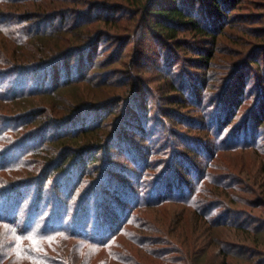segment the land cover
<instances>
[{
	"label": "trees",
	"instance_id": "obj_1",
	"mask_svg": "<svg viewBox=\"0 0 264 264\" xmlns=\"http://www.w3.org/2000/svg\"><path fill=\"white\" fill-rule=\"evenodd\" d=\"M51 1L56 0H0V33L18 47L26 48L31 45L33 47V51L27 52L0 50V187H2L0 264H94L93 261H82V247L106 249L117 235L120 236L118 240L131 239L136 245L162 247L153 250L154 253L151 250L150 256H155L162 262H176L166 253L172 252L168 248L172 246H166L167 237L159 236L147 240L146 235L151 232L164 235L163 229H155L156 226L150 220L140 223L137 214L132 212L146 205L145 203L152 198L157 201L165 198L175 188L182 189L186 183L193 185L190 180L193 177L199 186V195L189 200V206L194 205L195 212L214 227H233L241 229L247 235L253 233L260 239L257 241V247L261 245V240L264 239V221L259 220L258 224L257 222L253 224V216L249 218L247 215V219L242 213H237L236 216L241 218L238 217L239 220L234 222L230 218L233 212L229 214L223 212L225 208L223 204L216 206L213 200L201 196L210 192L206 182L212 183L215 187H222L228 195L240 189L235 183L226 182L225 176L220 178L210 172L214 169L211 163L207 165L195 163L198 154H191L185 149L180 150L175 144V149L171 148L167 138L164 139L165 134H161L165 132L163 125H159L162 118L159 120L157 116L155 121L151 119L154 115L153 106L148 105L151 94L143 75L132 77L133 83L129 85L126 96L107 102L102 101L103 103L95 107L78 106L73 111L70 110L67 116L50 117L49 120L43 121L42 115L35 108L21 112L22 114L16 112L19 114L15 116L8 115L13 114V110H23L28 99L57 96L69 86L93 81L90 71L100 67L98 65L100 48L102 47V51L103 44L109 42L110 34L106 30L92 38L85 34L83 41L78 40L68 51L55 54L51 53L50 47L44 42L75 31L78 34V31L95 23L96 20L101 21L106 29L111 23L120 22L124 18L120 16L122 11L120 6L101 4L93 5L92 8L89 6L86 11L72 14L56 11L48 14L52 9L49 5ZM127 1L139 9V16L133 17H138L137 25H141L145 33L138 35L139 31L137 34L142 37L139 42L143 48L140 47L133 53L136 68L141 69L145 67L146 62L149 64L153 62L157 70L165 68L173 73L171 71L174 67L184 59L182 52L195 53L196 58L185 57V61L182 62L184 65L186 61L192 64L187 66L186 74L181 76L182 84L177 86L171 80L167 83V93H176L179 96L181 94L179 102L178 100L173 102L179 104L181 108L189 104L186 98L195 101L201 117L200 124H206L210 128L219 147L222 148L224 142L231 143L235 140L238 133L235 134L229 129L243 103L247 101L245 91L242 92L245 62H234L229 65L223 61L219 62L217 66L227 71L224 78L220 74L221 70L211 72L216 56L215 49L207 48V42L210 41L211 47L214 48L217 33L221 34L227 27L232 26L233 20L229 17L240 0ZM128 10L130 13L127 14H133L132 8ZM137 29L134 28L132 33L134 34ZM182 31L191 32L193 39L182 40ZM129 37L126 46L137 38L133 35ZM149 39L153 45L159 47L160 52L154 50L153 54L161 57L162 64L156 63V58L151 59L148 56L150 49L146 43ZM112 40L118 44L121 39L116 36ZM40 42L43 44L40 45ZM116 44L110 46V49H115ZM254 52L249 56L252 57L249 60L251 64L258 61L254 59L258 52ZM260 54L264 55V51ZM147 58L149 60H146ZM256 78L260 79L259 82L263 80L259 74ZM208 88L212 92H209ZM261 92L260 105L264 102L263 88ZM161 98L164 100L165 97ZM10 104H13L12 109ZM163 104L165 103L162 102ZM162 105L156 107L160 109L157 111L161 116L163 113L166 114ZM263 112L264 110L260 111L259 115ZM112 116L117 118L115 124L113 122L110 128L105 127L104 123ZM36 123L40 125L36 126ZM262 126H264L262 122L258 124L255 121L240 131H246L251 135L250 138L255 141L252 144L254 147H251L259 152H264V132L260 131ZM102 129L104 133L101 136H90L91 139L88 137L89 145L84 144L85 147L82 149L72 150L68 154H64L58 148H52L50 151L51 146L62 140L70 141L77 137L93 135ZM129 130L139 132L143 137L148 136L149 142L152 143V147L148 145L144 147L146 150L143 160L137 161L135 158L137 170L119 167L112 162L115 156L113 148L116 145L117 148H123L128 140ZM203 152L212 158L213 153L210 149L207 151L204 148ZM156 154L165 156L162 158L166 161L162 172H158L160 170L157 169L164 163L157 164L156 161L150 163V157ZM102 155L104 158L101 162L99 156ZM177 157L181 158L184 162V164L181 162V165L185 167L182 176H179L181 180L176 173L171 172V166L174 164L172 160ZM116 170L124 171L127 175L133 174L131 177L137 176L135 182L137 187L132 186L129 178L121 181L115 175L118 174ZM149 170L158 172V175L154 179V185L147 191L146 187H138L141 183L140 176H147L145 173ZM170 179L178 182L172 184L173 181L170 183ZM163 185L168 193H161ZM154 191L159 193H154L153 197L151 194ZM116 194L120 195L119 199H115ZM63 195L66 199H63ZM164 195L165 197H162ZM92 199L94 202L89 208L87 203L89 201L90 205ZM218 209H222V213L214 216ZM91 212L94 213L92 229L89 227ZM242 218L243 220L239 222ZM223 250L225 254L228 253L225 255L224 264L227 257H238L235 251L226 248ZM106 251L107 257L100 258L97 264L139 263L129 252L112 251L111 248ZM179 258L177 256L176 259Z\"/></svg>",
	"mask_w": 264,
	"mask_h": 264
},
{
	"label": "rangeland",
	"instance_id": "obj_2",
	"mask_svg": "<svg viewBox=\"0 0 264 264\" xmlns=\"http://www.w3.org/2000/svg\"><path fill=\"white\" fill-rule=\"evenodd\" d=\"M97 4L120 6L119 8H122L120 16H124L123 20L111 23L109 28L106 27V29L103 27L104 24H102L101 21L96 20L95 23H92L86 28L78 31V34L77 31H75L72 34H63V36L59 38L44 42V44H47L50 47L49 50H51V53L55 54L60 51H68L69 48L74 45V42L77 43L78 40L81 39V41H83L85 39V34L92 38L99 35L97 33H102L103 30L109 32L110 35L108 37H110V40L109 42L106 41V45L110 42L111 44H108V47L103 44L104 48L102 51V47L100 48L99 54L101 56L98 59V65L101 68L99 67L90 71L93 81L69 86L61 91L57 96H43L28 99L26 102L27 104L23 107V110H13V114L8 113V115L15 116L16 114L21 112L23 113L31 109L34 110L35 108L36 111L42 115L43 121L49 120L50 117L57 118L67 116L70 110L73 111L78 106L87 105L95 107L103 102L120 99L126 96L125 93L127 92L129 85L133 83L132 77L138 74L143 75L142 77L146 80L151 94L150 100L148 101V105L150 107L153 106L154 115L151 119L155 121L157 116V119L159 120L162 118V122L160 121L161 124L159 122V125H163L162 128H164L165 132L163 131L161 134L166 135H164V139L167 138L171 148L175 149V144L180 150L185 149L189 150L191 154H198V157H195L196 160L194 159L195 163H203L204 165L211 163V166H213L214 169H211L210 172L220 178L225 176L226 182L230 184L235 183L240 189V191L236 193L230 192L228 195L227 192L223 191L224 189L222 187H215L212 183L209 184L206 182V184H208L207 187L210 188V192L208 191L209 193L202 194L201 196H206L205 198H208V200H213V203L216 204V206L223 204L225 207L223 212H227V214H229V212H233V214L231 213L230 218L233 219L234 222H236L235 220H239L238 217L241 218L240 216H236L237 213H242V216L247 219L248 216L249 218L253 216V224H256L255 222L259 220L264 221V152H259L253 148L254 146L252 144L255 141L250 138L251 135H248V132H240L244 126L253 122L255 123V121L258 124L261 122L264 124V112L259 115L260 111L264 110V102L260 105V96H262V92L260 93V91L262 88L264 90V69H262V65L264 67V55L260 54L264 51V0H240L237 8L230 15L231 17H229V19L233 20L232 26L227 27L221 34L217 33V42L214 48L213 46L211 47L210 41L207 42V48L215 49L216 56L211 67V72H220L221 70L222 73L220 74L224 78L227 74L225 72L227 71H224L222 70L223 68H219V66H217V64L221 61H223L226 65L234 62L241 63L244 61V66L246 68L244 70V85L242 86V92L245 91V98L247 101L243 103L238 116L235 117L229 129H232L235 134L238 133L237 135L239 136L236 135L235 140L231 143L224 142L222 144V148L217 144L216 137L211 134L210 128L207 127L206 124H200L199 120L201 117L199 116V110L197 109L195 101L186 98V100H188L187 103L189 104H185L186 107L181 108L179 104L173 103L180 99L181 94L179 96L176 93H167V83L171 80L177 86L182 84L183 77L181 76L186 74L185 70L188 68L187 66L192 65L189 61H186L185 65L182 62L185 61V57L196 58L195 53L187 52L184 54V52H182L184 59L179 65L174 67L173 71H171L173 73L165 70V68L157 70L156 64L154 65L153 62L150 64L146 62L145 67H142L141 69L136 68L133 53L136 52L135 50L138 51V48H143V45L139 42L142 37L137 36V34L139 31L138 35H144L145 33H143L141 25H137L138 17H133L139 16V9L135 5H131L127 0H56L49 2L52 9L48 11V14L55 11L66 12L68 14L78 11L82 12L86 11L89 6L92 8L94 7L93 5ZM128 8H132L134 10L133 14H127L128 12L130 13ZM136 27L138 29L135 30L133 34V29ZM81 35H84V37ZM130 35L137 38L135 41H132L126 46L129 42L127 39L129 40V38H131L129 37ZM116 36L121 39L118 44H116V41L113 42L112 40L116 38ZM181 39L185 41L193 39L192 33L182 31ZM136 41L138 45H136ZM42 44L43 43L40 42V45ZM115 44V49H110V46ZM146 44L148 46L146 47L150 49L148 56H150L151 59L156 58V63L162 64L163 60H160L161 57H156L155 54H153L154 50L160 52L159 47L153 45L151 39H149ZM16 45V43L10 41L9 39H5L0 33L1 51L4 50L6 52H11L10 49H12L13 52L17 50H22V52L23 50L26 52L33 51L32 45L26 46V48L18 47ZM252 52H258L254 58L258 61L254 64L249 62L252 58L249 57ZM146 60L149 59L147 58ZM259 66L260 70L258 69ZM193 71L194 69H192V72ZM258 74L260 77H263L261 82H259L260 79L256 78ZM208 89L209 92H212L210 88ZM161 97H165L164 100ZM207 98L208 99H206V101L209 100V97ZM160 99L162 101H158ZM162 102L165 104L162 105ZM177 102H179V100ZM159 104L162 105L163 110L164 108L166 110V114L163 113L164 116H161L157 111L160 110L156 108ZM10 108H13V104H10ZM116 119L114 116L108 117L104 126L110 128L113 122L115 124ZM36 124V126L40 125L39 123ZM259 127L257 128L259 129ZM260 129L263 133L264 126ZM103 131L104 129L97 131L100 133L94 132L93 135L89 134V136L85 135L77 137L70 141L62 140L51 146L50 151L52 148H58L59 151H62L64 154H68L72 150L82 149L88 144V137L91 139L90 136H101L102 133H104ZM127 137L128 140L122 146V149L117 148V145L113 148L115 156L112 162L119 167H127L130 170H137L135 158L137 161L138 159L143 160L142 158L145 156L144 150H146L144 147L146 145H148V147H152V143L149 142V139L147 138L148 136L143 137L139 132L134 130H129ZM157 140L158 139L156 138L155 141ZM210 145L212 146L210 147ZM204 148L207 149V151L210 149L211 153H213L212 158L205 155L206 153L203 152ZM219 149L222 151L220 152ZM130 151L133 152L130 153ZM45 155L46 154H42V156ZM164 157L165 156L160 154L150 157V163H154V161H156L157 164L160 162L164 163L162 167H158L157 170H160L158 172H162V170H164L166 162L162 160ZM103 158V155L99 156V161L102 162ZM172 162H174V164L171 166V172L176 173V176L181 177V174L185 171V167L181 165V162L183 161L180 157H177L173 158ZM200 169L203 170V167ZM158 172L149 170L145 173L147 176L139 175L141 177L139 180L141 183H139L138 188L146 187L147 191L150 190L152 185H154L153 182L156 175H158ZM117 173L120 175H115L118 176L121 181L129 178L132 186L137 187L135 186L137 176L131 177L133 174L127 175L121 170H118ZM182 179L185 181L183 177ZM174 180L175 179H170L169 182L172 183L173 181L172 184L178 182ZM190 180L193 185L186 183L182 189L179 190L175 188L173 192L168 195L166 194V197L165 195L162 196L165 198H161L157 201L152 198L151 201L145 203L146 205H142L132 212L137 214L136 217L140 223L150 220L156 226L155 229H163L165 232L164 235L163 233L151 232L146 235L147 240H153V238H159V236L167 237L168 240L166 246H172L171 248L168 247L172 252L167 251L166 253L171 260H176V262H162L159 258L150 256L151 250L155 251L156 248L162 247L136 245L131 239V241L124 238L118 240L120 237L119 235L115 237L116 239L113 237L114 239L112 240V244L110 243L106 249H102L103 251L94 246H83L81 243L80 245L83 246L81 249L83 253L82 261H93L94 264H97L100 258L105 259L107 257L106 250L111 248L112 251L129 252L130 255H134L135 258H137L139 261L138 264H224L225 255L228 253L225 254L223 248H226L229 251H235L238 255V257H227L226 264H264V239L261 240V245L257 247V241L260 239L259 237H256V235L254 236L253 233L247 235L238 228H228L224 226L214 227L195 212L196 207H194V205L189 206V200L195 195H199V186L197 185V181L194 177ZM172 184L170 186H172ZM161 191L162 194L168 193L167 188H165L164 185L162 186ZM154 193L159 192L154 191L153 194H151L153 197ZM157 195L155 194V196ZM119 196L120 195L116 194L114 197L115 199H119ZM64 197L63 199H66V197ZM93 202L94 199H92V203L89 205L88 201L87 206L91 208ZM221 210L222 209H218L215 211L216 213L214 216L221 214ZM93 214L94 213L91 212L89 217L91 220L89 227L91 229L94 225ZM95 219H97V217H95ZM242 220L243 218L240 219L239 222ZM140 247H143L144 249H141ZM247 247H252L253 249H248ZM177 256L178 258L180 256V258L176 259ZM79 257H81V255H79ZM180 260H182V262Z\"/></svg>",
	"mask_w": 264,
	"mask_h": 264
}]
</instances>
